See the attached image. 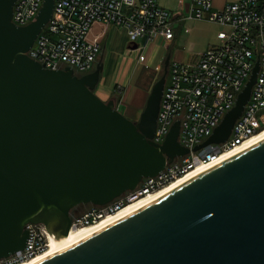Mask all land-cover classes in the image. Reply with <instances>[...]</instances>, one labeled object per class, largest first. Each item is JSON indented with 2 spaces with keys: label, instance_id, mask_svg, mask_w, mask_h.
<instances>
[{
  "label": "water",
  "instance_id": "1",
  "mask_svg": "<svg viewBox=\"0 0 264 264\" xmlns=\"http://www.w3.org/2000/svg\"><path fill=\"white\" fill-rule=\"evenodd\" d=\"M14 1L0 0V260L25 247L27 224L64 237L73 207L106 205L161 172L166 157L189 153L179 121L162 144L151 140L170 55L134 122L95 93L102 63L79 74L26 54L54 0L25 26L11 21ZM258 68L194 150L229 137ZM37 264H264V140Z\"/></svg>",
  "mask_w": 264,
  "mask_h": 264
},
{
  "label": "built area",
  "instance_id": "2",
  "mask_svg": "<svg viewBox=\"0 0 264 264\" xmlns=\"http://www.w3.org/2000/svg\"><path fill=\"white\" fill-rule=\"evenodd\" d=\"M43 0H15L11 21L28 25L41 8ZM190 16L221 25L218 46L208 47L192 63L172 61L164 85L157 122L151 140L160 145L175 121H179L178 143L188 154L165 158L164 169L144 178L132 191L93 209L72 222V227L94 224L137 197L147 195L180 177L197 164H209L224 152L232 151L264 128V0H236L219 10L213 0H190ZM50 20L45 24L26 53L45 69L70 67L74 72H90L101 47L98 40H88L94 22L120 26L127 32L129 43L140 38L150 42L169 43L174 39L171 12L157 0H54ZM259 62L256 80L248 102L232 126L231 134L219 144L194 150L204 142L233 108L236 98ZM25 247L0 264H17L45 249L46 229L27 224Z\"/></svg>",
  "mask_w": 264,
  "mask_h": 264
},
{
  "label": "crops",
  "instance_id": "3",
  "mask_svg": "<svg viewBox=\"0 0 264 264\" xmlns=\"http://www.w3.org/2000/svg\"><path fill=\"white\" fill-rule=\"evenodd\" d=\"M234 1L236 0H213V7L215 10H219L226 3ZM157 2H159L160 7L168 10L174 16V39L169 43H164L160 41L150 42L146 38H140L136 42V48L132 49L126 46L128 51H136L139 52V54L137 59L124 60L121 58V60H119L117 71L119 74L124 71L125 76L122 77L119 83L117 82L118 79L113 80L114 82L112 83L109 43L115 44L120 50H124L125 44L128 43L131 45L127 39V32L120 26L117 27L112 24L94 22L89 28L87 35L88 40L96 38L101 47L94 68L98 63H102L103 68L99 75L100 79L94 88L95 93L102 101L104 99V102L113 100L116 109L118 111L123 109V114L128 119L134 121L138 120L140 113L146 105L145 102L151 91V86L163 73L165 57L170 55L169 64L177 60L185 63H192L197 61L198 55L203 52L202 50L200 52L188 53L177 49V41L181 33L184 31L186 32L187 25L189 26L191 23L199 21L211 23L207 20L197 21L189 18L191 7L190 0H157ZM214 25L220 30L224 29L221 25ZM121 56L125 57L124 54H121ZM105 71L108 73L104 76ZM108 76H110L109 79Z\"/></svg>",
  "mask_w": 264,
  "mask_h": 264
},
{
  "label": "bare ground",
  "instance_id": "4",
  "mask_svg": "<svg viewBox=\"0 0 264 264\" xmlns=\"http://www.w3.org/2000/svg\"><path fill=\"white\" fill-rule=\"evenodd\" d=\"M262 140H264V128L261 129V131L253 134L252 137H250L247 141L238 146V148H236L235 150L224 152V154H222L209 164H197L195 168L188 170L186 173L180 175V177H177L169 183H166V185H164L163 187L147 195L137 197V199L124 204L121 208L114 211L113 213H109L108 215L101 217L94 224L80 225L79 227L71 226L68 234H66V236L64 237L61 236L59 232L55 231L52 227L47 228L46 238L48 239V243L45 249L41 252H38L37 255L33 256L32 258L28 260H23V262H19L17 264H37L38 262L47 259L54 254L60 253L67 247L80 242V240L95 233L96 231L109 226V224H112L115 221L122 219L124 216L136 212L138 211V209L143 208L146 205L151 204L153 201L166 196V194L178 188L182 182L194 177L195 174H197L198 172L208 169L209 167L218 163L224 162L225 159L237 155L239 152H242L252 147L254 144Z\"/></svg>",
  "mask_w": 264,
  "mask_h": 264
},
{
  "label": "rangeland",
  "instance_id": "5",
  "mask_svg": "<svg viewBox=\"0 0 264 264\" xmlns=\"http://www.w3.org/2000/svg\"><path fill=\"white\" fill-rule=\"evenodd\" d=\"M219 30L220 29L212 23H207L203 21L191 23L189 26L187 25L186 32L184 31L181 33L179 40L177 41V45H178L177 49L183 52L191 53V52H200L202 50L204 51L208 47L218 46L219 41L217 40V34ZM124 46H125L124 50H120L118 49V47L115 46V44L109 43L112 83L114 82L113 80L115 79H118L117 82L119 83L122 80V77H125L124 71H122L120 74L117 71V64L119 60H121V58H123L124 60L137 59V56L139 54V52L136 51L133 52L128 51L126 49V46H128V48L131 47L128 43L125 44ZM121 54L122 55L124 54L125 57H122ZM107 73L108 72L105 71L104 76ZM109 78L110 76H108V79ZM120 112L123 113V109H120ZM87 212H89V210L85 208V204H79L78 206L73 207V209H71L70 211L72 222H74L76 219L80 218L81 215H84ZM33 225L36 229L40 228L47 230L44 224L36 223Z\"/></svg>",
  "mask_w": 264,
  "mask_h": 264
},
{
  "label": "flooded vegetation",
  "instance_id": "6",
  "mask_svg": "<svg viewBox=\"0 0 264 264\" xmlns=\"http://www.w3.org/2000/svg\"><path fill=\"white\" fill-rule=\"evenodd\" d=\"M93 70V69H92ZM91 71V70H90ZM88 73V72H87ZM167 74V73H166ZM168 75V74H167ZM132 121H134V120H132ZM136 121V120H135ZM134 121V122H135ZM85 208H87L88 210H91V209H93V205H91V204H85ZM69 218H70V222L72 223V218H71V213H69ZM53 229H54V227H52Z\"/></svg>",
  "mask_w": 264,
  "mask_h": 264
}]
</instances>
